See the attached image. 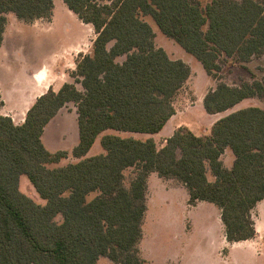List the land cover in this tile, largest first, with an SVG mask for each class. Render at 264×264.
<instances>
[{"label":"trees","instance_id":"16d2710c","mask_svg":"<svg viewBox=\"0 0 264 264\" xmlns=\"http://www.w3.org/2000/svg\"><path fill=\"white\" fill-rule=\"evenodd\" d=\"M106 1L63 0L95 33L91 53L79 55L70 73L74 83L37 97L22 124L0 115V264H96L100 257L144 264L138 244L151 173L182 183L189 205H216L227 242L255 236L251 212L264 199V108L232 111L208 135L180 126L160 148L151 137L104 134V151L85 156L108 130L157 134L175 114L174 100L190 68L156 47L143 16L218 80L203 98L206 113H222L251 98L264 102V77L228 85L217 76L221 57L242 63L264 54V0H210L204 6L199 0ZM52 9L53 0H0V45L6 13L31 22L50 20ZM71 102L78 128L71 154L79 160L50 167L68 152L50 151L42 141L44 129ZM225 149L234 155L230 168L221 160ZM128 168L137 173L127 188ZM21 176L44 204L20 191Z\"/></svg>","mask_w":264,"mask_h":264},{"label":"rangeland","instance_id":"374dc122","mask_svg":"<svg viewBox=\"0 0 264 264\" xmlns=\"http://www.w3.org/2000/svg\"><path fill=\"white\" fill-rule=\"evenodd\" d=\"M205 5L210 0H199ZM104 3L106 0H99ZM8 14V15H6ZM5 17L11 15V20L16 17L6 13ZM143 19L151 26L154 33L156 47L165 50L171 59H179L190 68V75L182 89L174 100L175 118L189 124L197 135L208 133L212 124V116L203 109V98L206 93L215 87L217 79H212L206 74L202 65L173 39L161 33L154 21L149 16ZM23 22V21H21ZM80 22L77 16L67 9L62 0L55 3L54 21L36 20L28 25L19 24L13 27L15 32V45L13 56L16 60L27 59L32 67H39L42 61L63 46L74 44L81 38V44L85 50H90L95 33L84 23ZM45 25V27H42ZM50 26V27H49ZM80 42V41H79ZM79 58L75 57L74 62ZM121 60V59H119ZM220 71L218 79L228 85H239L241 82L261 80L264 77V54L252 57L248 62H239L235 58L221 57L219 59ZM7 76V75H6ZM6 76L3 75L2 85L7 87ZM28 74L23 75V80L28 82ZM70 83L74 78L70 75ZM79 90H82L80 83H75ZM62 109L61 114L66 118L58 117L46 127L44 142L50 151L65 150L68 152L66 158L50 167L63 166L68 163H75L71 151L78 141L77 112L76 105L69 103ZM257 106L264 108V102L258 98H251L242 101L236 108ZM161 134L146 135L141 133H128L106 131L101 134L85 157L102 153L104 150L100 145V138L104 134H117L121 137H134L145 139L152 137L156 147L160 148L165 141L166 131ZM223 161L228 163L229 156H223ZM135 168H128L124 171V185L130 186L131 180L136 175ZM211 179V172H207ZM19 188L22 193L33 199L36 203L44 204L26 176H21ZM95 194L91 195L93 197ZM187 191L182 189L179 181L159 177L151 173L147 180L145 196L146 211L142 222V235L138 244L140 257L144 264H264V229L259 227L260 233L247 242L229 243L224 241V228L219 225V208L210 205L200 206L198 209L189 206L187 203ZM251 216L256 224L264 219V202L256 206ZM211 225L207 227V223ZM61 216L56 221H61ZM96 264H116L106 257H100Z\"/></svg>","mask_w":264,"mask_h":264},{"label":"crops","instance_id":"0c3cea01","mask_svg":"<svg viewBox=\"0 0 264 264\" xmlns=\"http://www.w3.org/2000/svg\"><path fill=\"white\" fill-rule=\"evenodd\" d=\"M59 1L60 0H53V9H52V15H51V18L53 19V21H54L55 3L59 2ZM9 13H11V12H9ZM11 14H13V13H11ZM6 15H8V14H6ZM6 20H7V22L5 25L4 32H3V40H2V43L0 45V115L10 117L14 124L19 125V124H22L24 122L26 112L32 106V104L35 102L37 97L46 93L49 89H52L54 92H56L60 89V87L64 83H66V82L70 83L71 82L70 81V73L75 70V62H74L75 57L78 55H82V54L85 55V54L91 53L92 43H91L90 50H85V48H83V46L81 44V41H82L81 40L82 38H81L79 40L80 42L77 41L74 44H69V45L63 46L62 48L56 50L54 53L53 52L50 53L49 56L46 57L44 61H42L41 65L39 67H37V68L32 67L31 64H28L29 61L27 59L16 60L15 59L16 57L13 56V47L15 45L14 44L15 43L14 37L16 34L15 32H13V27L17 28V26L19 24L28 25V23H30V22H25L23 20L18 19L17 17H16V20H11V15H9L8 18H6ZM36 20H39V19H35L33 21H36ZM40 20H45V19L40 18ZM21 21H23V22H21ZM85 25L88 26L89 29H92V26L90 24H85ZM42 27H45V25H43ZM24 74H28V80H27L28 82L24 81V83L21 84L20 81L23 80ZM3 75L4 76L7 75L6 76L7 87H5V88L2 85ZM241 103L242 102H240L239 104H241ZM239 104H237L232 109H229L225 112L217 113V114H210L212 116H209V117H212L213 122H212L211 126L209 127L208 133H206L204 135H208L210 133V129H211L212 125L218 119H220L221 117L227 115L228 113H230L232 111L239 109V108H236V107H238ZM65 107L66 106H64L63 108H61L58 111L56 116L47 124V126L50 125V123L58 117L66 118L65 115L61 114L62 109H64ZM167 126L169 128L166 131L165 140L169 136H171L172 133L178 127L185 126L188 128L189 124L180 120L179 118H175V114H174L167 121V123L165 124V126L163 127V129L160 132L165 130ZM46 127H45V129H46ZM188 129L193 132L192 128H188ZM109 131H112V130H109ZM44 132H45V130H44ZM160 132L157 134H161ZM152 135H154V134H152ZM195 135H197V134H195ZM197 136H203V135H197ZM43 137H44V133L42 136V141L45 144V146L47 147L46 142H44ZM164 143H165V141H164ZM224 155H226L227 157L229 156L228 163H225L223 161ZM221 160L223 161V164L226 168H230L232 166V163L234 161V155L232 154L230 149H225L223 155L221 156ZM207 178H208V175H207ZM147 180H148V178H147ZM208 180H210V181L214 180V177L212 174H211V179L208 178ZM180 184L182 186V189H186L182 183H180ZM187 194H188V192H187ZM204 202H206V201H198L193 206L189 205V204L188 205L195 207L198 204L197 207H195V209H198L202 205H204V206L210 205V204H208L210 202H208V203H204ZM263 202H264V199L262 201H260L259 203H257L256 206L260 205ZM187 203H188V198H187ZM207 206H205V207H207ZM214 206H216V205H214ZM218 219H219V225H220L221 229H222V226L224 228V225L220 219V215H219ZM254 223H255V221H254ZM210 225H211V217H210V222L207 223V227L208 226L210 227ZM259 227H262L264 229V219H260L258 224L255 223V232L256 233H255V236L253 238L256 237V234L260 233ZM224 234H225V229H224ZM252 239H249V240H252ZM249 240L240 241V242L245 243ZM224 241H226L225 235H224Z\"/></svg>","mask_w":264,"mask_h":264}]
</instances>
